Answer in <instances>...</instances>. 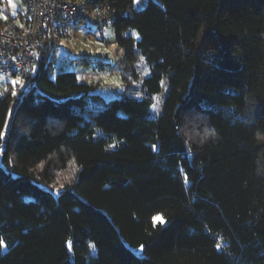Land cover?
<instances>
[{
	"label": "trees",
	"instance_id": "1",
	"mask_svg": "<svg viewBox=\"0 0 264 264\" xmlns=\"http://www.w3.org/2000/svg\"><path fill=\"white\" fill-rule=\"evenodd\" d=\"M132 3H85L124 49L121 96L52 76L58 21L7 124L0 95V264H264V0Z\"/></svg>",
	"mask_w": 264,
	"mask_h": 264
},
{
	"label": "rangeland",
	"instance_id": "2",
	"mask_svg": "<svg viewBox=\"0 0 264 264\" xmlns=\"http://www.w3.org/2000/svg\"><path fill=\"white\" fill-rule=\"evenodd\" d=\"M2 1L0 19L8 20L12 17L16 22H19L20 13L24 14L27 11L24 0ZM146 2L147 0H133L132 9L139 10ZM123 33L133 36L135 39L139 37L134 28H128ZM58 36L53 39L56 41V45L51 55L53 77L60 71L70 70L76 73L79 81L91 85L90 92L101 94L106 100L123 94L125 84L123 79L124 49L116 41V32L111 22L104 24L102 30L93 23L71 24L65 29L64 34ZM145 65L146 62L142 57L136 61L135 70L138 75L136 83H139L147 74L148 70L146 69L148 68ZM34 71L35 68L32 74ZM31 83L32 79L29 78H22L12 73H0V95L10 90L14 96L6 124L16 101ZM156 100L159 98L157 97ZM6 128L7 126L4 128L3 134ZM73 173L74 170L69 165L58 174L57 181L59 183L67 182ZM137 250L141 252L140 248Z\"/></svg>",
	"mask_w": 264,
	"mask_h": 264
},
{
	"label": "built area",
	"instance_id": "3",
	"mask_svg": "<svg viewBox=\"0 0 264 264\" xmlns=\"http://www.w3.org/2000/svg\"><path fill=\"white\" fill-rule=\"evenodd\" d=\"M26 13L0 27V73L24 77L33 65V56L44 42L49 23L64 27L71 24L100 23L110 19L104 8L89 11L86 0H24ZM55 21V22H54Z\"/></svg>",
	"mask_w": 264,
	"mask_h": 264
},
{
	"label": "snow or ice",
	"instance_id": "4",
	"mask_svg": "<svg viewBox=\"0 0 264 264\" xmlns=\"http://www.w3.org/2000/svg\"><path fill=\"white\" fill-rule=\"evenodd\" d=\"M13 6H15V5H13ZM5 19H6V17H4ZM262 139H264V138H262ZM153 147H155V146H153ZM154 220H158V221H160L161 223H163V220H162V218L161 217H155L154 218ZM5 245H4V243H3V241H0V248H2V247H4ZM218 247H219V245H218ZM143 248V246H141V249Z\"/></svg>",
	"mask_w": 264,
	"mask_h": 264
}]
</instances>
